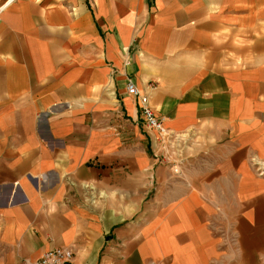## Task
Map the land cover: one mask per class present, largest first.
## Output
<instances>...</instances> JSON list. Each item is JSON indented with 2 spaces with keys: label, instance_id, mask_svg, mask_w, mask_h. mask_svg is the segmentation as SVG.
<instances>
[{
  "label": "crops",
  "instance_id": "1",
  "mask_svg": "<svg viewBox=\"0 0 264 264\" xmlns=\"http://www.w3.org/2000/svg\"><path fill=\"white\" fill-rule=\"evenodd\" d=\"M0 7V264H264V0Z\"/></svg>",
  "mask_w": 264,
  "mask_h": 264
},
{
  "label": "built area",
  "instance_id": "2",
  "mask_svg": "<svg viewBox=\"0 0 264 264\" xmlns=\"http://www.w3.org/2000/svg\"><path fill=\"white\" fill-rule=\"evenodd\" d=\"M2 7H0V10ZM125 91L129 96L138 100L139 112L145 126L151 130H155L160 135L163 134L165 129L162 119L157 117L149 107L147 96L130 81L127 82ZM71 259L72 252L69 249L54 248L44 252L36 260L23 259L19 264H70Z\"/></svg>",
  "mask_w": 264,
  "mask_h": 264
}]
</instances>
